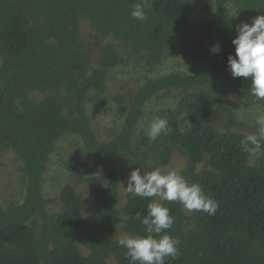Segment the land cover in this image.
I'll return each mask as SVG.
<instances>
[{
  "label": "trees",
  "instance_id": "trees-1",
  "mask_svg": "<svg viewBox=\"0 0 264 264\" xmlns=\"http://www.w3.org/2000/svg\"><path fill=\"white\" fill-rule=\"evenodd\" d=\"M215 1L221 18L217 30L209 16ZM138 2L0 0V154L15 151L29 181L23 201L0 206V264H111L110 259L129 264L118 228L126 235H147L142 219L156 198L128 193L120 204V172L92 168L110 159L149 167V157L168 165L174 151L188 161L177 173L199 184L219 208L215 215L188 216L178 202H161L175 218L168 232L180 241L178 255L166 264H264V149L250 164L256 154L241 146L248 134L220 132L215 125L225 112L233 125L239 123L233 110L217 108L223 95L236 93L251 106H264L250 95V80L225 82L235 27L264 14V0H149L142 21L131 16ZM81 18L91 22L98 38L112 36L116 44L104 45L93 58L80 43ZM216 42L221 51L211 54ZM170 50L197 69H162ZM131 53L145 60L147 70L135 92L114 95L120 123L102 137L88 105L105 99L110 73ZM36 92L42 97L35 98ZM161 93L179 99L174 108L156 114L170 130L153 141L139 124ZM67 138L77 149L64 155L66 171L78 169L87 190L79 196L75 185H65L62 208L50 213L44 209L42 182L58 144ZM202 163L205 168L197 171Z\"/></svg>",
  "mask_w": 264,
  "mask_h": 264
},
{
  "label": "rangeland",
  "instance_id": "rangeland-1",
  "mask_svg": "<svg viewBox=\"0 0 264 264\" xmlns=\"http://www.w3.org/2000/svg\"><path fill=\"white\" fill-rule=\"evenodd\" d=\"M216 22V30L220 28L221 18L219 14V8L217 2L211 3V11L209 14ZM80 43L83 49L87 50L92 54L93 58L98 57L102 53V48L104 45L109 43H115L114 37H97L95 28L88 19L81 18L80 20ZM162 69H167L173 65L177 69H184L185 71L195 70V64L191 59H187L182 55L177 53H172L170 50L164 57ZM162 69H159L160 71ZM145 60L139 56L137 53H131L130 57H127L123 64L118 68L114 69L108 78V93L102 101L95 104L88 105L89 116L93 119V124L95 131L100 136L108 135L109 129L120 123V120L116 117V103L114 101V95L120 92H126L131 94L137 89V83L140 79L144 78L146 72ZM158 74V71L153 73ZM146 77V75H145ZM235 78L232 77L230 71L227 72L225 76V82L232 83ZM179 95V92L176 93ZM35 98L42 97V93L36 92L34 94ZM178 96H173L172 94L166 96L165 93H161V96L155 98L154 101L149 103L146 109L145 116L139 124L140 130L147 131L149 123L156 117L164 118L161 115H156L159 110L165 108H170V105L178 101ZM105 101V104L103 102ZM175 105V104H174ZM220 106H227L229 110H233L235 114V120L239 123L233 125V117L230 116L229 112H225L220 116L216 117V128L220 132H227L229 128L236 133L241 134H254L256 132V125L254 118L251 114H257L259 112H264L263 105L251 106L249 102L243 99L239 94L230 93L221 96L220 100L217 101V108ZM155 112V115L152 114ZM165 119V118H164ZM186 123V119L183 121ZM184 127L188 125L184 124ZM138 140L141 138L137 136ZM139 143V142H137ZM76 146L71 142V139L67 138L58 144L56 150V156L49 162L46 172L44 174V179L42 182V193L45 200L44 209L50 213H56L62 208V201L60 199V193L62 187L67 184H73L77 188V193L79 196H84L87 190V185L79 180V173L76 170L66 171V165L64 164V155L68 152L71 154L76 151ZM82 155L79 154V157ZM258 154L253 155L250 158L249 163L253 164L257 158ZM81 159V158H80ZM149 167L145 165L142 166L141 170L145 172H150L153 169L160 167L173 171H181L188 167V161L178 151H174L171 157V161L168 165H157L152 157H149ZM23 162L19 160L17 154L13 150L3 149L0 154V206H5L9 201H16L17 203L23 201L27 194V189L29 185L28 177L25 176L21 171L20 167ZM82 167V165H79ZM136 167L135 165H126L124 162L118 163L116 159L106 160L101 167L92 168L97 172H107L112 169H116L121 174L120 180V204L126 202L127 199V181L132 170ZM205 168V163L196 166V170L200 171ZM158 200L159 198L156 197ZM162 202V201H161ZM186 215H191L193 212H189L184 208ZM126 234L118 228L117 238L125 236ZM111 264H116L114 259H110Z\"/></svg>",
  "mask_w": 264,
  "mask_h": 264
},
{
  "label": "clouds",
  "instance_id": "clouds-1",
  "mask_svg": "<svg viewBox=\"0 0 264 264\" xmlns=\"http://www.w3.org/2000/svg\"><path fill=\"white\" fill-rule=\"evenodd\" d=\"M150 7L149 0L135 3L131 16L136 20H145V9ZM235 31L237 34L232 39L235 53L229 54L227 68L233 78L250 80V95L264 100V14L252 18L251 22L241 21ZM220 51L219 42L210 48L211 54ZM170 107L174 108L175 105ZM254 122L256 132L245 135L241 140L243 151L250 155L264 149V112L257 113ZM169 130L168 121L156 117L149 123L147 135L154 141ZM125 188L134 196L159 198L149 201L147 215L142 219L147 235H125L118 240L119 246L126 249L124 255L129 259V264H166L167 258L174 259L178 255L180 241L168 232L175 218L161 201L178 202L189 212H205L209 215H215L219 208V203L205 195L199 184L189 183L176 171H166L160 167L150 172L135 168Z\"/></svg>",
  "mask_w": 264,
  "mask_h": 264
}]
</instances>
